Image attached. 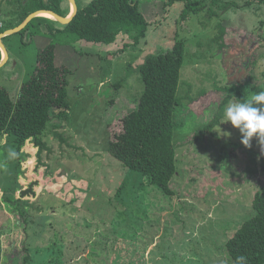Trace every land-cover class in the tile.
<instances>
[{
    "label": "rangeland",
    "instance_id": "1",
    "mask_svg": "<svg viewBox=\"0 0 264 264\" xmlns=\"http://www.w3.org/2000/svg\"><path fill=\"white\" fill-rule=\"evenodd\" d=\"M166 1H142L152 25L139 45L130 36L112 44L52 36L38 22L5 38L10 61L0 68V86L14 100L39 50L69 43L58 45L57 61L71 69V107L49 123L42 152L33 139L20 145L7 134L0 142V264H23L26 253L27 264H236L227 241L256 214L252 200L264 184V2L224 0L238 4L224 10L193 0L203 9L184 20V2ZM17 7L0 0L6 26ZM220 25L233 32L220 39ZM176 39L185 41L186 57L175 112L177 174L167 194L125 166L110 141L144 90L138 65ZM234 84L250 88L245 98L260 110L248 147L239 138L246 113L236 96L218 135L199 139L220 109L225 93L217 86Z\"/></svg>",
    "mask_w": 264,
    "mask_h": 264
},
{
    "label": "trees",
    "instance_id": "2",
    "mask_svg": "<svg viewBox=\"0 0 264 264\" xmlns=\"http://www.w3.org/2000/svg\"><path fill=\"white\" fill-rule=\"evenodd\" d=\"M142 1L90 0L84 6H79L77 15L70 23L62 24V28L55 26V22L59 21L39 16L19 33L24 34L31 25L38 22L41 26L44 25L45 33L52 36L63 32L73 33L80 39L104 44H112L122 36H130L133 44L139 45L152 25L146 17L143 9L145 3ZM176 1L184 2L181 13L184 20L203 9L200 5L204 1L194 3L193 0H167L164 7L171 6ZM14 2L18 4L15 19L7 26L5 24L2 32L20 25L28 15L40 9H51L67 16V13H61L64 0ZM251 2L247 1L246 4ZM214 5L225 10L238 4L213 0ZM210 12L211 17L216 13L214 10ZM228 31L233 32L232 29L220 25L219 38L222 39ZM68 44L55 40L39 50L37 67L22 85L17 100L11 97L6 88L0 86V142L9 134L17 137L20 145L33 139L41 152L46 149L44 135L49 123L55 118L65 117L71 107L68 91V74L71 69L57 61L58 45ZM185 57L186 43L182 39H176L171 47L148 55L144 62L138 65L144 90L137 107L122 118V130L110 141L112 152L125 166L141 172L167 194L174 193L172 181L177 174L175 112L182 103L178 91ZM1 58L0 49V60ZM217 88L225 93L220 102V109L211 122L198 133V138L204 139L208 132L214 136L218 135L214 128L225 115L226 105L236 96L243 100L246 113L242 119L239 138L242 147H248V131L255 129L256 119L261 118L260 110L252 108L245 98L250 88L237 84ZM262 166L264 168V155ZM252 206L256 214L246 220L226 244L236 264H264V184L255 193ZM29 259L30 255L26 253L23 264H27Z\"/></svg>",
    "mask_w": 264,
    "mask_h": 264
},
{
    "label": "water",
    "instance_id": "3",
    "mask_svg": "<svg viewBox=\"0 0 264 264\" xmlns=\"http://www.w3.org/2000/svg\"><path fill=\"white\" fill-rule=\"evenodd\" d=\"M73 5L72 14L69 16H63L59 14L58 12L51 10V9H40L37 11L32 12L30 15L26 17V19L18 26L9 28L5 30L4 32L0 33V49L2 51V58L0 60V68L5 66L9 60V52L5 45L4 38L13 35L15 33H19L23 29L27 27V25L36 17L43 16V13H50L52 14L57 21H59L62 24H68L70 23L73 18L77 15L79 6L77 4V0H70ZM33 192V184L29 186L28 189L22 191V195H26Z\"/></svg>",
    "mask_w": 264,
    "mask_h": 264
},
{
    "label": "crops",
    "instance_id": "4",
    "mask_svg": "<svg viewBox=\"0 0 264 264\" xmlns=\"http://www.w3.org/2000/svg\"><path fill=\"white\" fill-rule=\"evenodd\" d=\"M72 10H73V5H72L71 1L64 0V2L62 3V6H61V13H67V16H69L70 14H72ZM55 26L57 28H62L63 27L62 23L60 24V22L59 23L55 22ZM44 33H45V30H44ZM4 40H5V38H4ZM60 46H65L66 47V45H60ZM58 51H59V48H57V54H58ZM8 61H10V56H9V60Z\"/></svg>",
    "mask_w": 264,
    "mask_h": 264
},
{
    "label": "built area",
    "instance_id": "5",
    "mask_svg": "<svg viewBox=\"0 0 264 264\" xmlns=\"http://www.w3.org/2000/svg\"><path fill=\"white\" fill-rule=\"evenodd\" d=\"M5 27V21L2 19V16L0 15V33L4 30Z\"/></svg>",
    "mask_w": 264,
    "mask_h": 264
},
{
    "label": "bare ground",
    "instance_id": "6",
    "mask_svg": "<svg viewBox=\"0 0 264 264\" xmlns=\"http://www.w3.org/2000/svg\"><path fill=\"white\" fill-rule=\"evenodd\" d=\"M43 16H46V17L51 18V19H55V17L50 13H43Z\"/></svg>",
    "mask_w": 264,
    "mask_h": 264
}]
</instances>
